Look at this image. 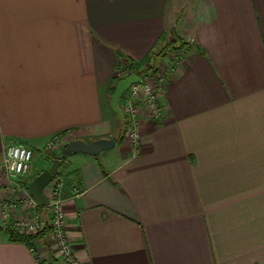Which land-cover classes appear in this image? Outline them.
I'll use <instances>...</instances> for the list:
<instances>
[{
  "label": "crops",
  "instance_id": "1",
  "mask_svg": "<svg viewBox=\"0 0 264 264\" xmlns=\"http://www.w3.org/2000/svg\"><path fill=\"white\" fill-rule=\"evenodd\" d=\"M171 30L187 46L138 151L124 135L59 163L63 194L82 190L65 232L80 264H264V0H0V167L32 149L26 186L67 142L115 140L116 72ZM0 264L49 261L0 226Z\"/></svg>",
  "mask_w": 264,
  "mask_h": 264
},
{
  "label": "built area",
  "instance_id": "2",
  "mask_svg": "<svg viewBox=\"0 0 264 264\" xmlns=\"http://www.w3.org/2000/svg\"><path fill=\"white\" fill-rule=\"evenodd\" d=\"M177 61L176 58L171 64ZM169 66L158 71L154 77L152 75L138 76V80L120 95V110L125 123V136L133 153L137 152L140 147L139 127L142 118L147 117L158 121L163 116L161 93L165 87ZM127 74H129L127 70H121L117 75L122 78ZM53 141H57V138L52 137L48 140L46 147L50 146ZM32 159V149L22 143H10L5 148L0 174L4 180L3 186L11 198L0 202V226L5 225L23 234H33L43 230L48 224L63 262L80 264L65 232L64 204L66 201H73L79 197L82 190L74 186L68 194H63L64 178L56 173L44 189L48 196V204L41 206L30 195L27 185L12 184V180L29 175ZM20 214L21 217H18ZM29 249L34 252L32 247L29 246Z\"/></svg>",
  "mask_w": 264,
  "mask_h": 264
},
{
  "label": "water",
  "instance_id": "3",
  "mask_svg": "<svg viewBox=\"0 0 264 264\" xmlns=\"http://www.w3.org/2000/svg\"><path fill=\"white\" fill-rule=\"evenodd\" d=\"M137 80L138 75L135 73H129L120 78L114 86V90L109 99V106L119 121L123 119L122 112L118 105L120 95ZM114 145L115 140L112 138H97L88 142L80 139H73L67 142L60 152L61 155L84 153L96 156L101 151L109 149ZM59 163V158L53 159L49 167L43 169L36 176H34L27 185L28 192L41 206H46L48 204V196L45 194L44 189L56 175Z\"/></svg>",
  "mask_w": 264,
  "mask_h": 264
},
{
  "label": "trees",
  "instance_id": "4",
  "mask_svg": "<svg viewBox=\"0 0 264 264\" xmlns=\"http://www.w3.org/2000/svg\"><path fill=\"white\" fill-rule=\"evenodd\" d=\"M170 36H174V41H176V39H179L180 37L177 35V33H175L173 30H171L169 32ZM176 38V39H175ZM167 40V36L165 37L164 35L161 36L160 39V43H157L154 47V49L147 55L145 56L143 59L139 60V61H135L129 58H126L128 63L125 65V68H128V72L129 73H135L138 76H142V75H152L155 73V71L157 70V65H158V61L160 58H162L163 56L166 55L167 51H166V47H168L167 44H165L164 46L162 45L163 43H165ZM170 44V42H168ZM174 45V44H172ZM116 56H117V61H116V67L118 68L119 65V61L120 59L123 57V54H121L118 50L116 51ZM120 78H118V76L115 78V84L116 82L119 80ZM114 84V86H115ZM114 86L112 87L111 93L114 90ZM122 125L125 126L124 123V119H122L121 121H119ZM123 126V127H124ZM124 131L115 139L116 143H119L123 137H124V133H125V128L123 129ZM66 155H61V152L59 151L56 154L53 153H48V157L50 160H53L55 158H59L60 159V165L63 161V159L65 158ZM57 169V175H60L64 178L65 175L62 174V172L60 171L59 167ZM65 179V178H64ZM5 231L8 233L9 238L13 241H19V242H23L26 244H30L31 241L33 242L34 239L36 237H44L45 235H47L50 232V226H45L44 229L39 232L36 235H26V234H22L19 233L15 230H13L10 227H7L5 229Z\"/></svg>",
  "mask_w": 264,
  "mask_h": 264
},
{
  "label": "rangeland",
  "instance_id": "5",
  "mask_svg": "<svg viewBox=\"0 0 264 264\" xmlns=\"http://www.w3.org/2000/svg\"><path fill=\"white\" fill-rule=\"evenodd\" d=\"M167 36V40L165 43H163L162 45L164 46L165 44L168 45V47H166V55L163 56L162 58L159 59L158 61V65H157V70L155 71L154 74H152V77H154V75L158 72V71H161L163 70V68L165 69V67L169 64L171 65V63L173 61L176 60V58L178 56H180L183 51L185 50V47L187 46V42L184 41L183 38H179V39H176V41H174V36H170L169 33ZM179 36V35H178ZM170 42V44L168 43ZM174 44V45H172ZM165 61V62H164ZM126 63H123L122 66L123 68L125 67V65L128 63V61L126 60L125 61ZM118 71V69H116ZM118 74V72H116V75ZM118 105H119V108H120V101H118ZM119 126L121 128V133L124 131L123 129L125 128L124 125H122L120 122H119ZM124 126V127H123ZM124 135H126L124 133ZM61 140V139H60ZM48 142H46V145H47ZM59 145H61V141H53L50 146L46 147L47 150L49 151H52L54 152V148L55 147H59ZM64 146H62L63 148ZM60 148V149H62ZM54 149V150H53ZM59 151L61 150H58L56 153H58ZM56 153H53V154H56ZM66 157V156H65ZM65 159V158H64ZM18 217H21V214L18 216ZM48 226V224L46 225ZM2 229H5L7 228V226L3 225L1 226ZM42 231V230H41ZM39 231V232H41ZM39 232H36V233H33V234H26V235H36L38 234ZM50 232H51V228H50ZM48 233L47 235H45L44 237L40 238V237H36L34 239V241L29 244L30 247H32L34 249V252L36 251L37 252V249L40 248L41 246H44L45 249H46V254H47V258H48V261H49V264H66L65 262H63V260L61 259V257L59 256L58 254V249H57V246H56V242L52 236V233ZM23 234V233H22Z\"/></svg>",
  "mask_w": 264,
  "mask_h": 264
}]
</instances>
